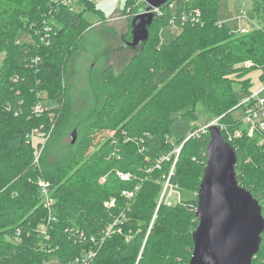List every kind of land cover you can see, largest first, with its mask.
Here are the masks:
<instances>
[{"label":"trees","instance_id":"trees-1","mask_svg":"<svg viewBox=\"0 0 264 264\" xmlns=\"http://www.w3.org/2000/svg\"><path fill=\"white\" fill-rule=\"evenodd\" d=\"M79 1L95 9L88 0ZM218 1H179L173 12L155 15L146 43L131 48L125 43L132 41V20L145 3L134 8V0H128L130 30L122 43L132 56L119 72L110 64L98 74L94 62L77 100L63 79L92 27L84 13L75 9L73 0H0V264L51 259L70 264L84 251H97L94 245L105 228L122 214L126 220L121 233L101 243L96 264L190 263L197 196L171 205L159 199L173 167L172 152L181 145L170 184L181 183L187 186L184 190L198 193L210 134L172 141L169 131L175 118L170 115L184 110L192 115L200 101L193 90L201 77L219 124L232 132L242 130L241 119L232 114L244 106L231 84L244 83L243 92L250 96L245 77L255 68L262 70L264 81V0H253L251 8L262 28L248 34H235V28L220 22ZM193 9L201 12L199 21L176 17ZM171 21L182 32L170 43H160L159 32ZM24 32L32 35V43L20 41ZM248 61L251 68L237 67ZM43 92L64 117L36 161L42 144L35 147L31 136L40 126L37 134L47 135L52 126L48 121L39 126L35 112ZM71 128H82L74 144L68 141ZM259 136L244 133L230 144L238 156L239 185L260 202L264 215V145ZM166 156H171L169 161L163 160ZM118 172L131 179L123 180ZM40 180L48 184L54 200L52 213ZM127 191H136L134 198L123 194ZM111 199L116 205L106 207ZM252 264H264V234Z\"/></svg>","mask_w":264,"mask_h":264},{"label":"rangeland","instance_id":"rangeland-1","mask_svg":"<svg viewBox=\"0 0 264 264\" xmlns=\"http://www.w3.org/2000/svg\"><path fill=\"white\" fill-rule=\"evenodd\" d=\"M92 3V5L95 7L93 10L86 9L84 5L80 4L79 0H73V4L76 10L83 12L84 17L91 23L92 27L88 32L87 35V41L85 43V46L80 51L78 55H76L70 62V66L67 68V75L68 77H65L63 79V84L66 89L69 88V94L73 99L79 100V95L81 91H84L87 87L88 83V73L91 72L88 71V69L94 67L96 64L99 66L100 69H96V72L99 74L101 70H103L108 65L112 64L114 65L117 72L121 70V68L127 63L128 59L132 56V53L130 50L123 49L122 51L119 50L120 43L122 41V36L129 32L130 30V21L127 20L126 10L127 2L128 0H88ZM190 1V0H189ZM144 2V0H134L133 7H137L138 5H141ZM218 17L221 23L226 24L230 28H235V34H241V28L245 24L248 26V32L243 34L251 33L255 30H260L261 24L254 18L251 8L253 4V0H219L218 1ZM81 5V6H80ZM134 7V8H135ZM164 9V8H163ZM243 9H246L248 11L249 18L252 21H255L257 25H251V23H246L245 21L239 19L241 16V11ZM197 9L191 10V13H194V11ZM169 11V10H168ZM173 12V11H171ZM164 11H160L158 16L164 15ZM182 15L181 11L176 13V17H180ZM243 16V15H242ZM187 20H190L189 18ZM172 24L165 29L160 30V43L168 44L171 41H173L181 32L182 28L181 26L175 25L173 22ZM19 39L22 42L32 43L33 38L32 35L28 32L21 33L19 35ZM122 47V45H121ZM106 48L111 49L110 57H104L103 52ZM113 50V52H112ZM102 54V59H100V55ZM95 62V64H94ZM252 63L250 61L242 63L238 65L237 67H240L243 70H247L251 68L248 64ZM263 72L259 68L252 69L250 73L245 77V79L250 80V90L249 92H257L261 87L263 86V81L261 80ZM87 75V76H86ZM87 80V82H86ZM206 80V79H205ZM202 83L197 82V87L193 90L196 94V98L200 100L196 106L193 108L192 115L189 114L187 111H180L176 113H172L170 116L171 118H175L173 121V124L170 127L169 131V137L172 141L176 140H182L183 138H189L192 134L199 135L200 133H209L208 132V126L214 123V121H218L216 123L217 126L219 125V120L221 118H218L219 115L214 113L210 110L207 98L209 97V92L207 91L208 85L206 81H203L200 77L198 79ZM92 82H94L92 80ZM87 84V85H86ZM244 84V83H242ZM238 80L234 81L231 84V87L234 89L235 97L240 99V101L244 100L247 96L243 92V85ZM37 85H40V82L37 81ZM44 98L42 104H39L35 108V112L38 113L37 115L40 116L39 118V126L44 125L45 122H49L51 126L50 130L47 132V135L45 133H38L36 134V138L34 141V145L38 146L39 143L42 144V148L39 152L37 150V154L44 151L45 145L48 144L50 139L54 137V129L56 126L60 123V121L64 117V112L62 114L58 113V111H54L51 102V99L46 95L45 92H43ZM75 101V100H73ZM72 101V103H73ZM187 112V113H186ZM243 115V109H237L234 111L232 116L234 118L242 117ZM224 125V124H221ZM221 127V126H220ZM41 126L39 127V129ZM38 129V130H39ZM74 128H71L69 131L68 141H71V135L74 131L77 132V130H73ZM80 128L77 132L76 141L79 137H81V130ZM222 129V128H221ZM195 131L194 133L192 131ZM239 129L237 128L234 132L230 131L229 127L226 129V133L231 134L232 136H235ZM223 132V130H222ZM225 132V131H224ZM54 133V134H53ZM113 131L107 132L106 135H111ZM46 137V138H45ZM237 139V138H236ZM235 139V140H236ZM75 141V142H76ZM178 148H182L181 146H178ZM249 158V157H248ZM247 158V159H248ZM254 158V157H253ZM255 159V158H254ZM249 160H251L249 158ZM168 187L167 191L165 192V187L167 186V180L163 183V190L160 195H164V202L168 204L166 201L170 203H176L180 202L182 199H188V198H195L197 194L192 191L191 189H186V187L181 185H177L174 187L172 184ZM198 187V185H197ZM194 187V190L197 188ZM198 189V188H197ZM165 192V193H164ZM197 192V191H196ZM169 205V204H168ZM57 261V260H56Z\"/></svg>","mask_w":264,"mask_h":264},{"label":"water","instance_id":"water-1","mask_svg":"<svg viewBox=\"0 0 264 264\" xmlns=\"http://www.w3.org/2000/svg\"><path fill=\"white\" fill-rule=\"evenodd\" d=\"M169 1L144 0L145 6L132 20V41L128 46L137 48L148 41L155 18L153 10ZM208 132L207 163L195 211L198 226L193 233L194 250L189 264H252L263 241V207L239 185L238 156L220 127L210 125ZM76 135V131L71 135L72 144Z\"/></svg>","mask_w":264,"mask_h":264},{"label":"built area","instance_id":"built-area-1","mask_svg":"<svg viewBox=\"0 0 264 264\" xmlns=\"http://www.w3.org/2000/svg\"><path fill=\"white\" fill-rule=\"evenodd\" d=\"M179 1L188 2L189 0H170L168 3H166L161 8L154 9L153 13L155 15H158L160 13L161 9H162V11H164V13L167 10L174 11L176 9V7L178 6V2ZM166 5H167V7H165ZM181 13H182V15L179 17V18L182 19L181 21H185L188 18L193 20V21H199L201 19V12L199 11V9L195 10L194 13H190V14H188L185 10L181 11ZM239 19L245 21L246 23H251V25H257V23L255 21H252L249 18L248 11L246 9H243L241 11V16L239 17ZM171 22H173V21H171ZM246 32H248L247 24L242 26L240 33L243 34V33H246ZM248 65L251 67L252 63H249ZM241 104L244 106L243 115H242V117H239L238 119H241V122H242V125H243V129L239 130L235 136H232L231 134L226 133V129H228V127L226 125L219 124L221 126V127L219 126L220 129L222 128L221 131L222 130L225 131L229 143L231 141H234L236 138H240L242 135H244V133H246L248 135V137H250V138H255L257 136V134H260V136H259V139H260L259 144L260 145H264V81H263V86L261 87V89H259L255 93L253 92L250 96L246 97L244 100H242ZM217 122L218 121H214V123L212 125H216ZM37 131L38 130L34 131V133L31 136V139H32L33 143H34L35 138H36V135H34V134H37ZM189 138H191V137H189ZM39 144H41V143H39ZM180 153H181V148H178V147H176L173 150V152H172V155L175 158H174L171 174H172V171H173V169L175 167V164L177 162V159H178ZM39 156H40V153L37 154L36 161H38ZM170 157L171 156H166L163 160L169 161ZM117 174L123 180L131 179V175L130 174H123V173H119V172ZM171 174H170V176H171ZM170 176L167 179V186L165 187V192L167 191L168 187L171 186L170 185ZM39 184L42 187V192H43L44 200H45V206L49 209L50 213H52V206L54 204V200L50 196V192H49V189H48V184L44 180H40ZM135 192L127 191V192H124L123 194L128 199H132L135 196ZM163 200H164V195L161 196L160 203ZM166 202L169 205L172 204V203H170L168 201H166ZM115 205H116V199H111V200H109V201H107L105 203V206L109 207V208L114 207ZM124 220H126V218L122 214L120 217L115 219L113 221V223H110L105 228L103 233L101 234V236H100L101 237V241L98 240L94 246L95 247L98 246L100 248L101 247V243L105 242L106 239H109L115 233H121L120 226H123ZM43 231H45L44 227H43ZM92 240L96 241V239L94 237L92 238ZM99 248L97 249V251L99 250ZM97 251H94V250L84 251L80 256L75 258L74 261L71 262L70 264H96L95 258L97 256ZM43 264H59V262L56 261L55 259H51V260L45 261Z\"/></svg>","mask_w":264,"mask_h":264},{"label":"flooded vegetation","instance_id":"flooded-vegetation-1","mask_svg":"<svg viewBox=\"0 0 264 264\" xmlns=\"http://www.w3.org/2000/svg\"><path fill=\"white\" fill-rule=\"evenodd\" d=\"M123 41H121V43H120V47H119V50H123L124 49V44L122 43ZM121 45H122V47H121ZM125 45L127 46V44L125 43ZM129 47H131V46H129ZM132 48V47H131ZM112 52H113V50H112ZM109 54H111V49L110 48H106L105 50H104V52H103V55H106V57H110V55Z\"/></svg>","mask_w":264,"mask_h":264}]
</instances>
